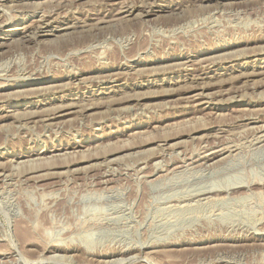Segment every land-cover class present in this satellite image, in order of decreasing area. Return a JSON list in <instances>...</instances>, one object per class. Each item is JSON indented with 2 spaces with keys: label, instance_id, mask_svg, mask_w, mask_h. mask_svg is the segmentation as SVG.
Here are the masks:
<instances>
[{
  "label": "rangeland",
  "instance_id": "1",
  "mask_svg": "<svg viewBox=\"0 0 264 264\" xmlns=\"http://www.w3.org/2000/svg\"><path fill=\"white\" fill-rule=\"evenodd\" d=\"M263 83L264 0H0V264H264Z\"/></svg>",
  "mask_w": 264,
  "mask_h": 264
},
{
  "label": "bare ground",
  "instance_id": "2",
  "mask_svg": "<svg viewBox=\"0 0 264 264\" xmlns=\"http://www.w3.org/2000/svg\"><path fill=\"white\" fill-rule=\"evenodd\" d=\"M108 2H109V1H108ZM85 3H86V2H85ZM111 3H112V2H111ZM45 5H46V4H45ZM197 6H198V5H197ZM118 9H119V8H118ZM122 9H123V8H122ZM130 9H131V8H130ZM120 10H121V9H120ZM124 10H125V9H124ZM121 11H122V10H121ZM121 11H120V12H121ZM130 11H131V10H130ZM130 11H129V12H130ZM132 11H133V10H132ZM127 12H128V11H127ZM141 12H143V11H141ZM148 12H149V11H148ZM119 14H120V13H119ZM124 14H125V13H124ZM132 14H133V13H132ZM141 14H142V13H141ZM149 14H150V13H149ZM143 16H144V15H143ZM125 17H126V16H124L123 18H125ZM129 17H130V16H129ZM137 17H138V16H137ZM147 17H148V16H147ZM119 18H120V17H119ZM126 18H127V17H126ZM181 18H182V17H181ZM120 19H121V18H120ZM130 19L132 20V18H130ZM122 20H124V19H122ZM52 21H53V20H52ZM120 21H121V20H120ZM165 21H166V20H165ZM177 24H178V23H177ZM43 25H44V24H43ZM44 26H45V25H44ZM172 26H173V25H172ZM39 30H40V29H39ZM84 31H85V30H84ZM89 31H90V29H89ZM86 32H87V31H85V33H86ZM79 34H80V33H79ZM83 34H84V33H83ZM84 35H85V34H84ZM85 36H87V35H85ZM80 37H81V36H80ZM28 38H29V37H28ZM24 42H25V40H24ZM88 56H89V55H88ZM224 56H225V55H224ZM66 60H67V59H66ZM206 60H207V59H206ZM70 62H71V61H70ZM205 63H206V62H205ZM163 66H164V65H163ZM162 69H163V68H162ZM144 71H145V70H144ZM223 71H224V70H223ZM68 72H69V71H68ZM259 72H260V71H259ZM256 73H257V72H256ZM252 74H253V72H252ZM258 74H259V73H258ZM260 74H261V73H260ZM116 75H117V74H116ZM253 75H255V73H254ZM256 75H257V74H256ZM28 76H29V75H28ZM71 77H72V76H71ZM73 77H74V76H73ZM208 77H209V76H208ZM215 77H216V76H215ZM219 77H220V76H219ZM248 77H249V75L247 76V75H245V74H244V75L242 74V78H244V79H248ZM238 78H240V77H238ZM76 79H77V78H76ZM83 81H84V80H83ZM221 82H223V81H221ZM221 82H220V83H221ZM260 82H261V81H260ZM13 83H14V82H13ZM67 84H68V83H67ZM263 84H264V83H263ZM12 85H13V84H12ZM207 85H208V84H207ZM213 85H214V84H213ZM217 85H218V84H217ZM52 86H53V85H52ZM203 86H204V85H203ZM201 87H202V86H201ZM46 88H47V87H46ZM59 88H60V87H59ZM205 88H206V87H205ZM203 89H204V87H203ZM195 90H196V89H195ZM201 90H202V89H201ZM203 91H204V90H203ZM222 91H223V90H222ZM19 92H20V91H19ZM30 92H32V91H30ZM201 92H202V91H201ZM201 92H200V93H201ZM211 94H212V93H211ZM20 95H21V94H20ZM20 95H19V97H20ZM24 95H26V94H24ZM24 95H23V96H24ZM27 95H31V96H32V94H27ZM127 95H128V94H127ZM202 95H203V94H202ZM202 95H201V96H202ZM199 96H200V95H199ZM241 96H242V95H241ZM15 97H16V96H15ZM19 97H18V98H19ZM27 97H28V96H27ZM142 97H143V96H142ZM206 97H207V96H206ZM24 98H25V97H24ZM29 98H30V97H29ZM119 99H120V97H119ZM64 106H65V105H64ZM64 106H63V107L60 106V108L58 107V111L54 113V111H55V110H54V111H53L54 114H52V115H57V114L60 113V114H62V116H66L67 114H70V113H66V112H67L69 109H71V107H67V106L64 107ZM69 106H70V105H69ZM52 110H53V109H52ZM56 110H57V109H56ZM48 113H49V112H48ZM51 113H52V112H51ZM51 113H50V114H51ZM64 113H66V114H64ZM34 114H35V113H34ZM32 115H33V113H32ZM48 115H49V114H48ZM60 116H61V115H60ZM33 117H34V116H33ZM44 117H45V116H44ZM54 117H55V116H54ZM47 118H48V117H47ZM47 118H46V119H47ZM197 119H198V117H197ZM41 120H44V119H41ZM50 120H51V119H50ZM38 121H39V120H38ZM60 121H61V120H60ZM180 124H181V123H180ZM183 125H184V124H183ZM42 126H43V125H42ZM177 126H178V125H177ZM179 126H181V125H179ZM177 129H178V128H177ZM8 130H9V129H8ZM257 130H258V129H257ZM2 131H3V130H2ZM179 131H180V130H179ZM217 134H218V133H217ZM149 137H150V136H149ZM262 138H263V137H262ZM164 139H165V138H164ZM188 142H189V141H188ZM209 146H210V145H209ZM67 147H68V146H67ZM67 147H66V148H67ZM71 148H72V147H71ZM118 148H119V147H118ZM86 149H87V148H86ZM227 149H228V148H227ZM53 150H54V149H53ZM162 150H163V149H162ZM57 151H58V150H57ZM33 152H34V151H33ZM40 152H41V151H40ZM43 152L47 153V152H49V151H47V149H46V150H44ZM43 152H42V153H43ZM71 152H72V151H71ZM86 152H87V151H86ZM236 152H238V151H236ZM66 153H67V152H66ZM214 153H215V152H214ZM220 153H221V152H220ZM22 154H23V153H22ZM167 154H168V153H167ZM206 154H207V153H206ZM34 155H37V154L34 153ZM41 156H42V155H41ZM57 156H58V155H57ZM207 156H208V155H207ZM227 156H228V155H227ZM24 157H33V154H31V153H27V154H25V153H24L22 156H18L17 158H18V159H22V158H24ZM211 157H214V155L211 154V155H210V159H211ZM43 158H44V157H43ZM46 158H47V157H46ZM46 158H44V159H46ZM49 158H50V157H49ZM162 158H163V157H162ZM207 158H208V157H207ZM63 159H64V158H63ZM208 159H209V158H208ZM208 159H206V160L208 161ZM42 160H43V159L40 160V158H39V161H42ZM109 160H110V159H109ZM222 160H223V159H222ZM34 161H37V160H34ZM49 161H50V160H49ZM110 162H111V161H110ZM144 162H145V161H144ZM31 163H32V162H31ZM31 163H29V164L31 165ZM42 163H43V162H42ZM46 163H48L47 160H46ZM17 164H18V163H17ZM21 164H22V163H21ZM36 164H37V163H36ZM36 164H35V167H36ZM51 164H52V163H51ZM164 164H165V163H164ZM214 164H215V163H214ZM53 165H54V164H53ZM93 165H94V164H93ZM210 165H211V163H210ZM25 166H26V165H25ZM44 166H45V165H44ZM51 166H52V165H51ZM179 166H180V165H179ZM84 167H85V166H84ZM14 169H15V168H14ZM29 169H30V168H29ZM45 169H46V168H45ZM77 169H78V168H77ZM33 170H34V169H33ZM190 170H191V169H190ZM63 173H64V172H63ZM44 174H45V173H44ZM45 176H46V174H45ZM47 176H48V175H47ZM161 177H162V176H161ZM34 178H35V177H34ZM42 178H43V177H42ZM45 178H46V177H45ZM139 179H140V178H139ZM9 183H10V182H9ZM153 185H154V184H153ZM156 188H157V187H156ZM258 190H259V189H258ZM148 194H149V193H148ZM146 197H147V196H146ZM244 198H245V197H244ZM261 198H262V197H261ZM177 200H178V199H177ZM234 210H235V209H234ZM262 224H263V223H262ZM261 230H262V229H261ZM20 231H21V234H23V235L26 233V232H24V231L22 232V230H20ZM190 233H191V232H190ZM26 235H27V234H26ZM24 236H25V235H24ZM21 237H22V236H21ZM26 237H27V236H26ZM39 242H40V241H39ZM254 245H255V244H254ZM231 246H233V245H231ZM22 247H23V246H22ZM229 248H230V247H229ZM257 248H258V247H257ZM34 249H35V248H34ZM85 250H86V249H85ZM27 253H28V252H27ZM53 253H54V252H53ZM139 254H140V253H139ZM26 255H27V254H26ZM258 255H259V254H258ZM156 256H157V255H156ZM236 256H237V255H236ZM51 257H52V256H51ZM59 257H60V256H59ZM73 257H74V256H73ZM54 258H55V257H54ZM63 258H64V256H63ZM63 258H62V259H63ZM6 261H7V260H6ZM125 261H126V260H125ZM262 261H263V260H262ZM246 262H247V261H246ZM107 263H108V262H107ZM165 263H166V262H165ZM228 263H229V262H228ZM5 264H6V263H5ZM25 264H26V263H25ZM156 264H158V263H156ZM257 264H258V263H257Z\"/></svg>",
  "mask_w": 264,
  "mask_h": 264
}]
</instances>
